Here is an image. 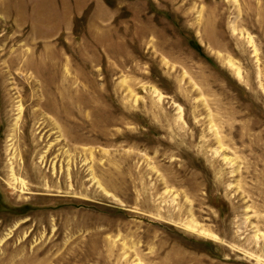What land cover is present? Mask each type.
Segmentation results:
<instances>
[{
    "label": "rangeland",
    "instance_id": "374dc122",
    "mask_svg": "<svg viewBox=\"0 0 264 264\" xmlns=\"http://www.w3.org/2000/svg\"><path fill=\"white\" fill-rule=\"evenodd\" d=\"M104 2L0 0V264H264V0Z\"/></svg>",
    "mask_w": 264,
    "mask_h": 264
},
{
    "label": "crops",
    "instance_id": "0c3cea01",
    "mask_svg": "<svg viewBox=\"0 0 264 264\" xmlns=\"http://www.w3.org/2000/svg\"><path fill=\"white\" fill-rule=\"evenodd\" d=\"M108 9L104 0H16L13 12L8 14L17 17L21 26L29 25L32 31L59 33L72 30L75 19L86 12L91 21L93 16L102 18Z\"/></svg>",
    "mask_w": 264,
    "mask_h": 264
},
{
    "label": "bare ground",
    "instance_id": "6f19581e",
    "mask_svg": "<svg viewBox=\"0 0 264 264\" xmlns=\"http://www.w3.org/2000/svg\"><path fill=\"white\" fill-rule=\"evenodd\" d=\"M43 12V11H42ZM43 14V13H42ZM36 15V14H35ZM38 16V15H37ZM24 17V16H23ZM19 18V17H18ZM37 25V24H36ZM36 27V26H35ZM251 41V40H250ZM256 51V50H255ZM27 62H28V60H27ZM23 108L19 105L18 106V116L16 117V119H15V126H17L18 125V122H19V119H20V113H21V110H22ZM248 127H249V130H251L252 128H254L255 127V123L254 122H249V124H248ZM251 134V133H250ZM252 135V134H251ZM262 136V133H259V138ZM250 145L252 146V142H250ZM13 171V170H12ZM13 175V174H12ZM14 176V175H13ZM13 179L14 180H16V178H14L13 177Z\"/></svg>",
    "mask_w": 264,
    "mask_h": 264
}]
</instances>
